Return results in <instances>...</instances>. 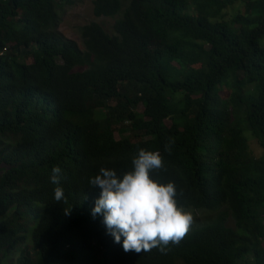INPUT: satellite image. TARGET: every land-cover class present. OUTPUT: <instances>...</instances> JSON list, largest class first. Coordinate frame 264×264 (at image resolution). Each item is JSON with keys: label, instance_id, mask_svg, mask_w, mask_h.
Masks as SVG:
<instances>
[{"label": "trees", "instance_id": "1", "mask_svg": "<svg viewBox=\"0 0 264 264\" xmlns=\"http://www.w3.org/2000/svg\"><path fill=\"white\" fill-rule=\"evenodd\" d=\"M74 3L0 0V264H264V0H92L115 20L80 26L83 48L56 29ZM141 148L178 207L214 212L165 252L91 215L90 178Z\"/></svg>", "mask_w": 264, "mask_h": 264}, {"label": "clouds", "instance_id": "2", "mask_svg": "<svg viewBox=\"0 0 264 264\" xmlns=\"http://www.w3.org/2000/svg\"><path fill=\"white\" fill-rule=\"evenodd\" d=\"M171 141L164 150L170 152ZM132 170L118 175L116 170L101 167L89 185L99 187L100 194L94 201L91 215L102 217L107 233L115 243H121L124 252H149L158 248L165 252L169 242L178 245L193 223L191 212L177 206L174 182L160 183L150 178V172L164 168L159 151L143 148L132 157ZM61 168L52 169L49 182L56 185L54 199H65L60 186Z\"/></svg>", "mask_w": 264, "mask_h": 264}, {"label": "rangeland", "instance_id": "3", "mask_svg": "<svg viewBox=\"0 0 264 264\" xmlns=\"http://www.w3.org/2000/svg\"><path fill=\"white\" fill-rule=\"evenodd\" d=\"M74 2L75 3L73 5L66 6L64 8L63 13L61 14L60 22L56 28L57 31L60 34H62L65 38L74 40L80 48H83L79 28L80 26L89 23L91 21L100 23L107 32L112 31V25L114 23L115 18L94 16L92 12V0H74ZM237 7L238 4H236L234 7H229L227 9V14H228L227 17L235 13ZM142 110L143 107L141 105L137 107L138 112H141ZM114 135L116 139H120L123 136V134L120 131H115ZM248 137L251 147L253 149H256L257 145L256 142L254 141L255 139L252 138L249 134ZM189 212H191V214L193 215L192 224L196 223L195 222L197 221L196 219H199L197 223H200L201 219L203 221L205 218L214 215V212L212 211H193V212L189 211ZM227 225L231 228H235L231 220L227 222Z\"/></svg>", "mask_w": 264, "mask_h": 264}]
</instances>
